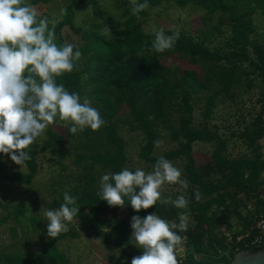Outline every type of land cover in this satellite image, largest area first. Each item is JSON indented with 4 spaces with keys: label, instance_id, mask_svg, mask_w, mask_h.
<instances>
[{
    "label": "trees",
    "instance_id": "obj_1",
    "mask_svg": "<svg viewBox=\"0 0 264 264\" xmlns=\"http://www.w3.org/2000/svg\"><path fill=\"white\" fill-rule=\"evenodd\" d=\"M61 20L55 25V42L67 43L63 30L68 27L79 38L77 45L81 56L71 73L57 78L69 92L88 96L93 101L102 118L104 126L96 132L85 129L79 134H65L49 125L42 143H34L27 149L30 159L25 161L27 173L14 172L5 178L17 185L29 186L38 173L37 157L52 154L55 158L71 157L73 170L69 176L73 184L58 180L53 192L57 198L47 204L50 209L58 208L62 194L68 191L77 197L79 213L75 217L85 218L105 214L102 222H95L97 235L121 249V258L129 257L131 248V217L141 218L156 212L161 219L177 221L178 215L185 212L191 218L182 247L184 255L177 257L180 264L229 263L238 252H258L260 246H245L251 238L237 242L243 234L264 214V155L261 141L264 139V0H172L181 9L191 8L201 14V27L196 33L176 28L164 30L166 34L178 31L180 38L173 47L164 53H154L151 42L154 32L143 29L147 9L137 16L131 14V7L124 1L119 7L121 13H107L97 0H66ZM37 6L48 4L51 0H25ZM161 0H149V8L159 6ZM89 4L92 13L85 20V27L74 26L75 5ZM46 16V15H45ZM216 18L215 23L211 20ZM53 23L50 24L52 26ZM109 31L105 33L103 29ZM157 31V30H156ZM169 60L171 65H166ZM258 89L259 111L249 120L240 115L236 120V131L230 136L238 138L248 154L231 159L227 154L228 137L219 135L207 126L214 116L219 103L230 102L244 107L243 96ZM201 101V115L205 122L194 124V109ZM239 108V109H240ZM63 123V122H61ZM138 132L142 143L138 159L153 168L157 159L163 156L174 162L185 160L184 179L189 187L184 195L189 199L187 209H176L172 201H161L139 213L133 211L125 198L123 207H109L101 201L99 191L100 176L105 172H119L127 166V145L122 131ZM160 130L170 135L177 146L156 154L161 137ZM197 142L212 143L214 149L204 164L197 165L192 155ZM73 156V158H72ZM61 164V163H60ZM65 170L67 167L61 164ZM1 167H0V176ZM68 188L66 189V186ZM200 200L195 199V192ZM181 195V194H179ZM178 195V196H179ZM255 197L253 209L241 215L239 208ZM25 206L18 204L13 211L16 221L23 216ZM230 212L239 220L240 228L232 231L231 242L219 234L222 228H233ZM5 218L0 219L2 223ZM35 218H32L34 222ZM99 224L109 233L99 229ZM34 229L40 230L42 222L35 220ZM77 238L74 231L61 233L56 239L48 240L33 258L21 255L3 256L0 264H70L57 242L61 239ZM115 264H124L118 259Z\"/></svg>",
    "mask_w": 264,
    "mask_h": 264
},
{
    "label": "clouds",
    "instance_id": "obj_2",
    "mask_svg": "<svg viewBox=\"0 0 264 264\" xmlns=\"http://www.w3.org/2000/svg\"><path fill=\"white\" fill-rule=\"evenodd\" d=\"M149 6V0H131V14L137 16ZM179 38L178 31L166 34L159 29L151 49L164 53ZM55 39V25L40 18L35 6L25 0H0V155L20 168L30 159L29 146L49 125L65 126L70 134H79L85 129L96 132L105 124L90 97L69 92L57 83L58 77L74 70L81 53L76 45H58ZM166 184L185 190L189 187L188 181L181 179L180 169L161 156L150 172L142 168L105 172L100 176L97 195L109 207L126 206L127 198V205L139 213L161 201V189ZM200 198L195 192V199ZM62 201L58 208L44 212L49 238L68 232L79 213L77 197L65 191ZM172 204L176 209H187L189 199L181 194ZM130 227V242L142 252L131 264H180L181 233L188 231L185 212L173 222L161 219L156 212L143 218L134 215Z\"/></svg>",
    "mask_w": 264,
    "mask_h": 264
},
{
    "label": "rangeland",
    "instance_id": "obj_3",
    "mask_svg": "<svg viewBox=\"0 0 264 264\" xmlns=\"http://www.w3.org/2000/svg\"><path fill=\"white\" fill-rule=\"evenodd\" d=\"M99 5L109 14L115 15L117 12L120 14L121 9L126 5L123 2L127 1L131 7V0H97ZM66 0H51L48 4H39L35 6L39 13L40 18H46L50 24H55L61 20L66 7ZM74 26L85 27V20L91 16L92 7L89 4L75 5L74 7ZM148 16L145 17L143 23V29L147 33H152L159 29H179L183 31H189L196 33V30L201 27V14L195 13L191 8L181 9L175 5L172 0H161L159 6L147 9ZM46 15V16H45ZM260 18V27L264 26V19ZM216 18L211 20V23H215ZM63 37L67 43L79 45V38L74 35L72 30L65 27ZM166 65L170 66L171 63L167 60ZM259 97V90L253 89L248 94L243 96L244 107H237L230 102L225 104L219 103L214 110V116L209 121L208 128L214 131L218 130V134L224 137H228V146L226 154L231 159H237L244 154H248L247 150L243 146L242 142L236 138L230 136L231 131H236L238 128L235 125L236 120L240 119V115L244 116L246 120H249L255 115L260 105L257 103ZM202 102L199 101L194 109V124L196 126L204 124L205 120L201 115ZM240 108V109H239ZM63 124V123H61ZM47 129V128H46ZM45 129V130H46ZM44 133L41 137L37 138L34 143H42L46 138ZM55 130L61 134H65L66 127L56 125ZM122 135L127 145V156L129 162L128 167L132 169L142 168L145 172L152 171V167L148 166L145 162L138 159V151L142 143V136L140 133H130L126 130L122 131ZM160 139L155 153L160 154L164 151L171 150L177 146L172 142L170 135L165 130H160ZM262 153L264 155V139L261 141ZM214 144L197 142L193 146L192 155L197 165L204 164L208 161ZM73 158V156H72ZM39 169L35 178L32 180L29 186L17 185L9 181L6 176L19 172L21 174L27 173L25 164L20 168L19 165L14 164L6 155H0V219L5 220L0 223V254L3 256L9 255H21L27 258H33L36 253L42 250L46 241L53 238L47 237V225L44 212L50 210L47 206L53 198H57V193L53 192L55 184L58 180H64L68 184H73V178L69 176V171L73 170L71 164V157L65 156L64 158H55L52 154H40L37 157ZM67 168L63 170L61 164ZM184 163L185 160H178L172 162V164L180 169L181 179H184ZM264 177V174H263ZM69 185L66 186V189ZM264 187V185H263ZM179 194H184V189L179 185H164L161 189V195H165L166 201L170 202ZM262 197L264 198V190H262ZM256 199L252 197L250 202H246V205H242L239 208L241 215H245L248 211L255 206ZM20 204L25 206V212L19 221H16L13 216V211L16 206ZM188 216V224L191 223V218ZM230 222L233 226L232 229L226 230L222 228L219 231L220 235L229 236L232 231H236L240 228L239 220L236 218L233 212H230ZM107 217L105 214L96 216V218L86 217L82 222L78 219L73 220L69 226V230L74 231L77 234V238L70 239L65 238L57 242L58 249L64 253L70 264H115L118 259L124 264H131L133 257H138L142 254L141 250L136 248L133 244L131 248H124V251L129 250V257L121 258L122 250L115 245L108 243L105 238L97 235V229L95 228V222H102ZM35 220L42 222V228L40 230L34 229ZM99 229L107 234L109 230L99 224ZM227 238V237H226ZM185 250L181 248L180 254Z\"/></svg>",
    "mask_w": 264,
    "mask_h": 264
},
{
    "label": "built area",
    "instance_id": "obj_4",
    "mask_svg": "<svg viewBox=\"0 0 264 264\" xmlns=\"http://www.w3.org/2000/svg\"><path fill=\"white\" fill-rule=\"evenodd\" d=\"M232 234V233H231ZM231 234L227 237V241L231 242ZM251 238V241L248 245V242L245 243V246H260L264 242V214H261L259 218L252 224L247 231L243 234L237 236V242ZM233 252L237 253L238 248H234Z\"/></svg>",
    "mask_w": 264,
    "mask_h": 264
},
{
    "label": "water",
    "instance_id": "obj_5",
    "mask_svg": "<svg viewBox=\"0 0 264 264\" xmlns=\"http://www.w3.org/2000/svg\"><path fill=\"white\" fill-rule=\"evenodd\" d=\"M183 256L184 254H180ZM216 264H264V249L258 252L242 251L234 255L229 263Z\"/></svg>",
    "mask_w": 264,
    "mask_h": 264
},
{
    "label": "crops",
    "instance_id": "obj_6",
    "mask_svg": "<svg viewBox=\"0 0 264 264\" xmlns=\"http://www.w3.org/2000/svg\"><path fill=\"white\" fill-rule=\"evenodd\" d=\"M182 254V253H181Z\"/></svg>",
    "mask_w": 264,
    "mask_h": 264
}]
</instances>
